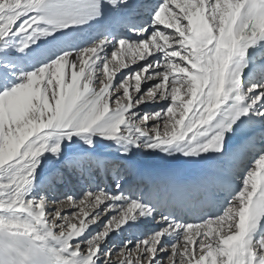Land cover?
I'll list each match as a JSON object with an SVG mask.
<instances>
[{
    "label": "snow or ice",
    "instance_id": "snow-or-ice-1",
    "mask_svg": "<svg viewBox=\"0 0 264 264\" xmlns=\"http://www.w3.org/2000/svg\"><path fill=\"white\" fill-rule=\"evenodd\" d=\"M80 141L118 155L78 169ZM171 149L208 163H137ZM0 264H264V0H0Z\"/></svg>",
    "mask_w": 264,
    "mask_h": 264
},
{
    "label": "bare ground",
    "instance_id": "bare-ground-1",
    "mask_svg": "<svg viewBox=\"0 0 264 264\" xmlns=\"http://www.w3.org/2000/svg\"><path fill=\"white\" fill-rule=\"evenodd\" d=\"M134 1H139V0H133L132 2ZM132 11H133V8L125 10L122 13L116 12V11H109L99 21H95V20L90 21L89 24L80 26L82 30V35L84 37L83 40L75 38V37H71V36L65 37V40L71 41L73 43V46L87 47L88 44L91 43L92 39L99 38L105 35H110L111 31H117V28L119 27V24L121 23L120 17L122 15L129 16L132 13ZM136 13L138 14L137 10H136ZM135 15L136 14L134 13L133 15H130V17L131 16L134 17ZM136 20L139 22H144L143 19L142 20L136 19ZM161 30H165V26H161ZM13 43H15V41H13ZM111 52H112V49L110 50L109 55H111ZM40 54L41 53L39 52L36 54L37 58L40 56ZM135 67L136 65H134V68ZM123 70L127 71V70H131V68L123 69ZM78 139H79L78 137H73L72 141L75 142ZM64 143L69 144L70 142L65 140ZM107 143L108 142H105V144H102L100 147H98L95 151V154L91 156L88 155L90 151L88 148V145L85 144L83 141H80L78 145H74L73 147H70L68 149V152L70 155L74 152L78 153V155L74 156L73 158L74 165L78 169H82V165L85 164L88 170H94V172L98 175L100 173V168L101 167L104 168L107 165L106 158L110 156L118 155V153H115L105 147ZM170 151L172 152L171 155L162 153V152H146L142 156L137 158V163L140 162L143 164H148L149 166H151V173L164 175L168 173L177 172L184 163H195L202 159L198 157H186L182 153L175 151V149H171ZM209 154H214V153H209ZM238 183H239V179L237 178V184ZM103 186L107 187L108 185H105L103 183ZM35 188L36 187L34 186L33 189ZM37 193L33 191L34 195ZM72 210L73 209L66 208V212L70 213V211ZM152 223L153 225H155V221H153ZM140 231L141 230L139 229H134L132 231H127V232L123 230H121L120 233L114 232L113 233V235L115 236L114 243L116 244L118 242L117 245L121 244L122 240H125L124 239L125 237H128V238L131 237L133 238V240L141 239L142 237L137 238V236L141 234ZM106 243H107V246H109V243L108 242Z\"/></svg>",
    "mask_w": 264,
    "mask_h": 264
},
{
    "label": "rangeland",
    "instance_id": "rangeland-1",
    "mask_svg": "<svg viewBox=\"0 0 264 264\" xmlns=\"http://www.w3.org/2000/svg\"><path fill=\"white\" fill-rule=\"evenodd\" d=\"M126 31H127V30H126ZM122 32H125V30H124V29H121V33H122ZM116 36H117V38L122 37L121 34H117ZM109 49H110V48H109ZM109 49L107 50V51H108V54H110L109 52H110V50H111V49H110V50H109ZM130 71H134V65L131 66V70H127V71H126V70H120V72H122L121 77H122L123 75H126V74H127L128 72H130ZM120 72H118V74H117V80H119V79L121 78V77H120ZM73 163H74V162H73ZM79 167H80V166H79ZM98 175H99V174H98ZM33 191H35V193H37V192L39 191V189H38V188H37V189L35 188V189H33ZM72 211H75V210H72ZM72 211H70V213H71ZM103 219H104V218H102V220H103ZM102 223H103V222H101V225H99V226H98V225H94L92 229H89V232H92L93 229H95V231H99V230H100V227H102ZM140 233L143 234V235H141V234L139 235V234H138L139 236H137V238H141V237L143 238V236H144V232L141 230ZM87 235H88V233H85V236H87ZM129 238H131V237H129ZM129 238H128V237H125L124 239L126 240V239H129ZM142 238H141V239H142ZM109 241H110V242H108V243H109V246H108V247H112V248L118 249V247L120 246V244L117 245L118 242H117L116 244L114 243V241H115V236H114L113 234L110 236ZM122 241H124V240H122ZM133 243H135V240H133Z\"/></svg>",
    "mask_w": 264,
    "mask_h": 264
}]
</instances>
